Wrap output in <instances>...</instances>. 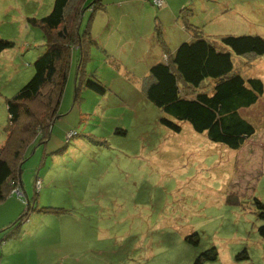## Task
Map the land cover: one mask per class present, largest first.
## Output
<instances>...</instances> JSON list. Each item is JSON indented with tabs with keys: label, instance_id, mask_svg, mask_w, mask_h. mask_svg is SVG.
Segmentation results:
<instances>
[{
	"label": "rangeland",
	"instance_id": "374dc122",
	"mask_svg": "<svg viewBox=\"0 0 264 264\" xmlns=\"http://www.w3.org/2000/svg\"><path fill=\"white\" fill-rule=\"evenodd\" d=\"M92 1H84L79 30L92 14L96 42L80 76L106 91L75 92L73 50L49 137L26 148L21 193L10 190L0 201V264H194L211 248L216 259L202 264H264L257 229L263 220L254 203L264 204V91L240 110L257 132L239 150L186 121L180 132L169 130L145 96L153 61L146 53L160 48L158 23L169 47L181 43L177 18L160 17L165 2L102 0L103 9L91 12ZM189 1L190 21L206 37L264 38V0ZM53 2L0 0V40L12 43L0 50V146L9 124L6 101L30 79L44 50V32L31 19L47 15ZM234 61L264 85V54Z\"/></svg>",
	"mask_w": 264,
	"mask_h": 264
},
{
	"label": "trees",
	"instance_id": "16d2710c",
	"mask_svg": "<svg viewBox=\"0 0 264 264\" xmlns=\"http://www.w3.org/2000/svg\"><path fill=\"white\" fill-rule=\"evenodd\" d=\"M84 1L54 0L47 15L31 19L44 32V50L33 62L34 73L30 79L6 101L9 124L0 146V201L6 192L21 186V164L26 159V148L36 138L42 142L49 137L50 125L58 115L73 50L78 51L75 92L82 86L101 94L106 91L99 81L90 78L84 81L80 76L88 48L96 42L90 33L92 14L83 33L79 30ZM148 2L153 4L152 0ZM87 7L94 12L104 6L102 0H93ZM191 16L189 7L182 8L176 16L188 36L172 49L162 37L160 23L156 25L162 56L151 62L145 77V96L162 111L159 121L169 130L180 132V122L186 121L194 131L205 132L212 142L239 150L257 132L256 127L241 116L240 110L258 101L264 85L260 78L242 74L234 56L263 55L264 38L256 34L206 37L202 29L190 21ZM11 44L0 40V50ZM254 203L257 215L263 220L258 233L264 237V204L257 198ZM19 221L11 225L17 229ZM216 257L215 248H211L201 252L194 264Z\"/></svg>",
	"mask_w": 264,
	"mask_h": 264
},
{
	"label": "crops",
	"instance_id": "0c3cea01",
	"mask_svg": "<svg viewBox=\"0 0 264 264\" xmlns=\"http://www.w3.org/2000/svg\"><path fill=\"white\" fill-rule=\"evenodd\" d=\"M189 2H190L189 0H165V6H163V7H165V9L163 11H161L160 17H162L163 15L164 16H170V17H174L175 20H176L177 14L180 12V10L182 8L187 7L189 5ZM143 3L145 5L146 4L148 5L147 1L143 2ZM132 15H136V13L132 12ZM177 29H180L179 32L175 31V34H177L176 35V38H177L176 40L178 42L182 38L184 39L186 37V35L182 33L183 29L181 28V26L178 23V21H177ZM174 46L171 47V49L174 48ZM155 47L156 46L152 47V49H154ZM127 54H128V52H127ZM146 54H150L153 61L158 59V58H161V56H162L161 47L159 48V50H157V48H156L154 51H148ZM147 76H148V74H147Z\"/></svg>",
	"mask_w": 264,
	"mask_h": 264
},
{
	"label": "built area",
	"instance_id": "2783aa9c",
	"mask_svg": "<svg viewBox=\"0 0 264 264\" xmlns=\"http://www.w3.org/2000/svg\"><path fill=\"white\" fill-rule=\"evenodd\" d=\"M152 3L156 6H161L164 3V0H152ZM40 185H41V180L37 178L35 180V187L39 188ZM11 191L16 192L18 195L21 193V190L18 186L14 187Z\"/></svg>",
	"mask_w": 264,
	"mask_h": 264
}]
</instances>
